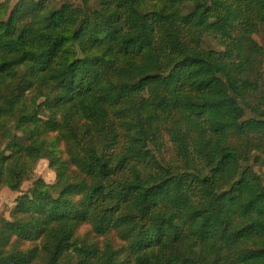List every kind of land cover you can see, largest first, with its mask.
<instances>
[{
    "label": "trees",
    "instance_id": "1",
    "mask_svg": "<svg viewBox=\"0 0 264 264\" xmlns=\"http://www.w3.org/2000/svg\"><path fill=\"white\" fill-rule=\"evenodd\" d=\"M262 24L264 0H0V193L32 183L0 264H264Z\"/></svg>",
    "mask_w": 264,
    "mask_h": 264
},
{
    "label": "rangeland",
    "instance_id": "2",
    "mask_svg": "<svg viewBox=\"0 0 264 264\" xmlns=\"http://www.w3.org/2000/svg\"><path fill=\"white\" fill-rule=\"evenodd\" d=\"M11 4L13 5L18 0H9ZM255 40L264 47V24L261 25L260 31L254 36ZM166 139L169 141V137H166ZM172 146L171 143H167V148L164 152V157L167 158L172 154ZM257 171H261L264 174V165L260 164L259 166L255 167ZM52 169V168H51ZM46 163L43 164L42 167V174L45 181L49 183H53L55 180V171L51 170ZM32 192V183L26 182L24 186L22 187V190L20 192H13L9 189H4L0 193V212L5 211L8 213L9 209H12L14 207V201L15 199L23 194H29ZM87 230V229H86ZM89 231V229H88Z\"/></svg>",
    "mask_w": 264,
    "mask_h": 264
}]
</instances>
